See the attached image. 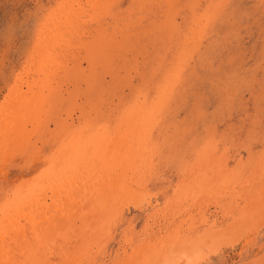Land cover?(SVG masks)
Returning a JSON list of instances; mask_svg holds the SVG:
<instances>
[{"label": "rangeland", "instance_id": "rangeland-1", "mask_svg": "<svg viewBox=\"0 0 264 264\" xmlns=\"http://www.w3.org/2000/svg\"><path fill=\"white\" fill-rule=\"evenodd\" d=\"M77 1L0 0V130L14 96L29 102L19 152L0 151L1 236L34 227L42 198L69 193L80 170L112 159L114 177L151 205H123L112 238L75 224L67 245L35 242L39 258L119 264L143 248L155 256L163 243L188 245L213 224L229 234L240 226L242 238L200 264H264V0H102L94 11ZM42 49L50 61L35 70ZM115 139L141 159L121 161ZM168 254L163 264H188Z\"/></svg>", "mask_w": 264, "mask_h": 264}, {"label": "bare ground", "instance_id": "bare-ground-1", "mask_svg": "<svg viewBox=\"0 0 264 264\" xmlns=\"http://www.w3.org/2000/svg\"><path fill=\"white\" fill-rule=\"evenodd\" d=\"M90 7H92V10H96L95 4H98L102 0H89ZM67 2V1H66ZM75 2H78L75 0ZM98 2V3H97ZM71 3V2H70ZM81 3V2H79ZM77 3V4H79ZM212 4V3H211ZM100 5V4H98ZM103 5V4H102ZM100 5V6H102ZM200 5V4H199ZM84 6V4H83ZM99 6V7H100ZM104 6V5H103ZM159 6V5H158ZM185 6V5H184ZM69 7V6H68ZM201 7V6H200ZM74 8V7H73ZM86 8V7H85ZM101 8V7H100ZM107 8V7H106ZM71 9V7H70ZM78 9V8H77ZM108 9V8H107ZM69 10V9H68ZM175 10V9H174ZM82 11H84L82 9ZM103 11V10H102ZM74 12V11H73ZM96 12V11H95ZM100 12V11H99ZM76 13V12H74ZM83 13V12H82ZM97 13V12H96ZM188 13V12H187ZM62 14V13H61ZM65 14V13H64ZM69 14V13H68ZM72 14V13H71ZM81 14V13H79ZM86 14V13H84ZM94 14V13H93ZM121 14V13H120ZM95 15V14H94ZM203 15V14H202ZM67 16V15H66ZM74 16V15H73ZM85 16V15H84ZM93 16V15H92ZM62 17V16H61ZM69 17V16H68ZM67 17V18H68ZM79 17V16H78ZM98 16H96L97 18ZM100 17V16H99ZM63 18V17H62ZM66 18V19H67ZM77 18V16H76ZM75 18V19H76ZM80 18V17H79ZM107 18V17H106ZM65 19V18H64ZM92 19V18H90ZM198 19V18H197ZM81 20V19H80ZM68 21V20H67ZM71 21V20H70ZM69 21V22H70ZM84 21V20H81ZM110 21V20H109ZM59 22V21H58ZM75 22V21H74ZM88 22V20H87ZM62 23V22H61ZM85 23V22H84ZM94 23V22H93ZM97 23V22H95ZM73 24V23H72ZM78 23H74V26H77ZM88 24H90L88 22ZM195 24V23H194ZM82 25V24H81ZM128 25V24H127ZM85 26V25H84ZM53 27V26H52ZM65 28V27H64ZM76 28V27H75ZM196 28V27H194ZM61 29V28H60ZM177 29V28H176ZM193 30V29H192ZM80 31V29H79ZM78 31V32H79ZM82 31V30H81ZM196 31V30H194ZM57 33V32H56ZM59 33V32H58ZM57 33V34H58ZM101 33V32H100ZM196 34V33H195ZM198 34V33H197ZM109 35V34H107ZM56 37V36H55ZM196 35H194V38ZM74 40V39H73ZM69 41V40H68ZM184 41V40H183ZM164 42V41H163ZM187 42V41H186ZM190 42V41H189ZM49 42H44V45H46ZM54 43V42H53ZM188 43V42H187ZM191 43V42H190ZM165 44V43H164ZM43 45V46H44ZM186 45V44H185ZM190 45V44H188ZM42 46V47H43ZM51 44L49 45V47ZM46 47V46H44ZM182 47V46H181ZM48 48V47H47ZM62 49V48H61ZM41 50V47H40ZM43 50V49H42ZM45 50V49H44ZM43 50V52L39 55L38 59H33V65L32 67L36 68H45L46 62L48 61V58H50V52L46 53ZM44 53V54H43ZM46 53V55H45ZM36 55V54H35ZM61 56V55H60ZM52 57V56H51ZM63 57V56H62ZM36 58V56H35ZM50 61V60H49ZM48 61V62H49ZM50 64V63H49ZM167 65V64H166ZM31 67V66H30ZM49 67V66H48ZM36 70V69H35ZM48 70V69H47ZM172 71V70H171ZM36 72V71H35ZM150 72V71H149ZM27 73V72H26ZM180 74V73H179ZM43 75V72H42ZM91 75V74H90ZM28 76V75H27ZM49 76V74H48ZM119 76V75H118ZM38 77V76H37ZM43 77V76H42ZM55 77V76H54ZM23 78V77H22ZM52 79V78H51ZM163 79V78H162ZM26 80V79H25ZM45 80V79H44ZM22 81V80H21ZM163 81V80H162ZM23 82V81H22ZM49 82V81H46ZM21 83V82H20ZM45 83V82H44ZM24 84V83H23ZM48 84V83H47ZM88 84V83H87ZM39 85V83H38ZM28 86V85H27ZM48 87V86H47ZM168 87V86H167ZM50 88V87H49ZM32 89V88H31ZM19 90V89H17ZM44 90V89H43ZM48 90V89H47ZM46 91V90H45ZM20 92V91H18ZM16 92V93H18ZM21 94V93H20ZM19 94V95H20ZM36 94V93H35ZM38 94V93H37ZM16 95V94H15ZM47 95V94H46ZM14 96V95H13ZM42 96V95H41ZM19 97V96H18ZM18 97L14 96L13 99L9 102L7 108L5 109V114H1L3 117V127L0 130V137H2L3 141H0V151L4 152L6 146L8 145H15L18 143H15L18 139L19 133H20V126L21 123H23L21 120H23L22 116L24 115L23 111H25V107L27 105L28 96L26 95L25 99L21 98L20 101L16 100ZM31 97V96H30ZM44 97V96H43ZM35 98V97H34ZM42 102V101H41ZM44 102V101H43ZM43 105V104H42ZM51 105V104H50ZM29 106V105H28ZM12 108L11 111H9V108ZM30 107V106H29ZM40 111V110H39ZM31 112V111H30ZM44 112V111H43ZM23 114V115H22ZM38 114V113H37ZM30 115V114H29ZM26 116V115H25ZM24 117V116H23ZM25 119V117H24ZM28 120V119H27ZM32 120V119H31ZM28 122V121H27ZM92 122V121H91ZM33 123V122H31ZM28 124V123H27ZM30 124V123H29ZM1 128V127H0ZM22 128V127H21ZM24 129V128H23ZM28 129V128H27ZM25 131V130H24ZM118 131V130H117ZM254 132V131H253ZM25 133V132H24ZM58 133V132H57ZM85 133V132H84ZM121 133V132H120ZM60 135V134H59ZM86 135V134H85ZM113 135V134H112ZM126 135V134H125ZM33 136V135H32ZM115 136V135H114ZM23 137V136H22ZM127 137V136H125ZM129 137V136H128ZM20 138V137H19ZM24 138V137H23ZM28 138V137H27ZM30 139V138H29ZM112 139V138H111ZM110 139V140H111ZM129 139V138H128ZM115 139L114 141H116ZM122 140V139H121ZM21 141V140H20ZM23 141V140H22ZM21 141V142H22ZM113 141V140H112ZM130 141V140H129ZM29 142V141H28ZM104 142V141H103ZM111 142V141H110ZM109 142V143H110ZM118 142V140H117ZM122 141H119L118 144H116L114 150H117L116 153H118L120 160H126L127 164L130 162L135 163L137 159L140 158V150L135 145L131 146L134 148L129 147L130 144L127 143L126 145L121 143ZM15 143V144H14ZM124 143V142H123ZM21 144V143H20ZM104 144V143H103ZM28 145V144H27ZM110 145V144H109ZM19 146V145H18ZM113 146V145H112ZM118 146V149H117ZM194 146V145H193ZM25 147L24 145L22 146ZM12 148V147H11ZM26 148V147H25ZM112 148V147H110ZM91 149V148H90ZM12 150V149H11ZM16 145H15V149ZM108 150V147L106 148ZM195 150V149H194ZM13 151V150H12ZM67 151V150H66ZM16 152V151H14ZM65 152V151H64ZM67 154V152H66ZM109 154V153H107ZM59 156V155H58ZM107 156V155H106ZM144 156V155H143ZM119 159V158H118ZM141 159V158H140ZM143 159V158H142ZM9 160V159H8ZM108 160V161H107ZM104 164L100 163L98 159H95V161L90 165L87 166L88 168L82 169L78 172L79 179L75 181L76 183L72 184V188L70 189L69 193H65L60 191H57L56 187L54 188L56 191L55 195L52 193L51 201H49L48 197L45 196L40 201V204L37 205L39 208H43L42 211L35 215L34 219L38 222H36L35 226L32 227L34 232L32 233V236L30 233H28L27 239L25 240V236L27 233L26 229L28 231H31V227H26L25 225L21 224H15L14 228L12 227V230H10L5 235L1 236L0 233V264H55L57 262L54 260V262L51 263V261L42 260L39 258L38 251L35 250V242L44 243L47 244V246L56 245L58 243L65 244L66 240L68 238H65L66 235L70 232L69 228H73V225L75 227V224L77 226L85 227L89 230H85L90 232L93 236L99 240V236L101 237L102 232L104 230L107 231V235L112 238L114 235L113 227L111 226L117 218L119 209L123 205L127 206L128 209H134L137 211H141L144 209L146 205H151V198L143 191L139 189H135L134 187H131L129 183L122 180V178L119 175H116L114 177V171L113 169H110L112 165V159H107ZM116 160V159H115ZM50 161V160H49ZM48 162V161H47ZM52 162V161H51ZM140 162V160H139ZM144 163V162H143ZM146 163V161H145ZM187 163V162H186ZM126 164V163H125ZM215 164V163H214ZM66 165V164H65ZM133 165V164H132ZM138 165V164H137ZM145 165V164H144ZM142 164V166H144ZM6 166V165H5ZM63 166V165H61ZM67 166V165H66ZM129 166V165H126ZM56 167V166H55ZM229 167V166H228ZM135 168V166H134ZM133 168V169H134ZM71 169V168H70ZM139 169V168H138ZM66 170V169H65ZM128 170V169H127ZM145 170V169H144ZM147 170V169H146ZM68 171V170H66ZM138 171V170H137ZM113 172V174H112ZM126 172V171H125ZM146 172V171H145ZM143 172V173H145ZM72 171L69 173L71 174ZM256 174V173H255ZM142 175V174H141ZM123 177V176H122ZM147 178V177H146ZM145 179V178H144ZM199 177L196 179L198 180ZM66 180V179H65ZM187 180V179H186ZM202 180V179H201ZM189 181V180H188ZM72 183V182H71ZM248 185V184H247ZM50 186V185H49ZM53 186V185H52ZM70 187V185L68 186ZM188 187V186H187ZM63 188V187H62ZM203 188V187H202ZM51 189V188H50ZM50 189L49 192L51 191ZM53 189V190H54ZM61 189V188H60ZM189 189V188H188ZM121 190L124 195L119 201V203H116L114 200V195ZM194 190V189H193ZM64 191V190H63ZM263 191V190H262ZM203 192V191H202ZM201 192V193H202ZM24 193V192H23ZM48 194V192L46 193ZM225 194V193H224ZM50 197V196H49ZM262 197L264 199V192L262 194ZM40 199V197H39ZM37 200V199H36ZM38 202V200H37ZM36 201L33 203H37ZM114 204H113V203ZM233 202V201H232ZM253 203V202H252ZM251 203V211L253 209V205ZM26 205V204H25ZM24 205V206H25ZM36 205V204H35ZM33 205V206H35ZM199 205V204H198ZM248 205V204H247ZM262 205V204H261ZM29 206V205H28ZM192 206V205H191ZM249 206V205H248ZM27 207H24V209ZM32 208V207H31ZM36 208V206H35ZM34 209V207H33ZM38 209V208H37ZM245 209V208H244ZM249 209V207H248ZM26 210V209H25ZM41 210V209H39ZM250 210V209H249ZM36 211V210H35ZM250 211V212H251ZM258 211V210H256ZM194 212V211H193ZM262 212V210H261ZM28 213V211H27ZM244 213V212H243ZM246 213V212H245ZM255 213V211L253 212ZM36 214V213H35ZM242 214V213H241ZM252 214V213H251ZM249 213L248 215L251 216ZM20 215V214H19ZM259 214L256 213V216ZM29 217V216H28ZM247 217V216H245ZM252 217V216H251ZM27 219V217H25ZM33 218V217H32ZM31 218V219H32ZM54 218V219H53ZM192 218V217H191ZM20 220H23L20 219ZM58 220L59 228L54 229L53 222ZM51 221V222H50ZM192 221L195 222L196 218L193 217ZM202 221L204 224H209L207 221L206 216L202 217ZM242 221V220H241ZM253 221V220H251ZM22 222V221H21ZM33 222V221H32ZM245 221H243L244 224ZM250 222V221H249ZM251 223V222H250ZM25 224V223H24ZM159 224V223H158ZM188 224V223H187ZM215 224V223H214ZM241 224V223H240ZM34 225V224H33ZM220 225V224H219ZM231 225V224H230ZM227 226V227H230ZM249 225V224H248ZM259 225V224H258ZM262 225V224H261ZM91 226V227H89ZM94 227H98L97 231H94V229H91ZM161 226V225H160ZM232 226V225H231ZM58 227V226H57ZM251 227V226H250ZM56 228V227H55ZM76 228V227H75ZM78 228V227H77ZM84 228V229H85ZM191 228V226H190ZM226 228V227H225ZM233 228V229H232ZM232 233L229 234L227 230L219 231L214 229L213 224L210 225L209 228H205L202 235L197 236L194 238L188 245L183 244H172L171 241L168 243H163L162 250L159 254L155 256H151L150 249L145 250L144 248L142 251H135V255L132 254V257H129L127 260L120 261L119 264H163V259L166 254H179L180 257L185 258L188 261V264H200L201 260L204 259L206 255H216L221 249H224L227 246L234 247L237 243L241 240V230H239L240 226L233 225L232 226ZM249 228V226H248ZM158 229V228H157ZM223 229V228H222ZM221 229V230H222ZM9 230V229H8ZM245 230V229H244ZM92 231V232H91ZM247 231V230H246ZM256 231V230H255ZM158 232V231H157ZM234 232V233H233ZM243 232V231H242ZM77 233V232H76ZM84 233V232H83ZM86 233V232H85ZM248 233V232H247ZM72 234V232L70 233ZM74 234V233H73ZM87 235V234H86ZM151 235V234H150ZM155 235V234H154ZM175 235V234H174ZM168 237V236H167ZM175 237V236H173ZM172 237V238H173ZM246 237V236H245ZM73 238V237H72ZM80 239V238H79ZM189 239V238H188ZM27 242H25V241ZM61 240V241H60ZM76 240V239H75ZM81 240V239H80ZM171 240V239H170ZM77 241V240H76ZM83 241V240H82ZM166 241V240H165ZM68 242V241H67ZM96 242V241H95ZM108 242V241H107ZM167 242V241H166ZM38 243V245H39ZM75 243V242H74ZM142 243V242H141ZM144 244V243H143ZM43 245V244H42ZM67 245V244H65ZM79 246V244H77ZM75 246V245H74ZM131 245L128 242L127 247L129 248ZM143 246V245H142ZM56 247V246H55ZM54 248V247H53ZM52 248V249H53ZM57 248V247H56ZM55 248V249H56ZM66 248V247H65ZM62 249V248H61ZM70 249V248H69ZM79 249V248H78ZM229 249V248H228ZM64 250V248H63ZM82 250V249H81ZM92 250V249H91ZM141 250V249H140ZM153 250V249H152ZM40 251V250H39ZM54 249L51 251L53 253ZM99 251V249H98ZM160 251V249H159ZM50 252V251H49ZM89 252V251H88ZM100 252V251H99ZM124 252V251H123ZM122 252V253H123ZM56 253V252H55ZM63 253V252H62ZM69 253V252H68ZM72 253V252H71ZM126 253V252H125ZM119 254V253H118ZM87 255V254H86ZM99 255V253H98ZM131 255V254H130ZM153 255V254H152ZM169 255V254H168ZM49 256V255H47ZM64 256V255H61ZM59 256V257H61ZM69 256V255H68ZM77 256H79L77 254ZM118 257V256H117ZM121 257V256H120ZM94 258V257H93ZM127 258V257H126ZM62 259V258H61ZM64 259V258H63ZM70 259V256L68 257V260ZM79 259V258H78ZM123 259V258H122ZM64 261V260H62ZM82 261V260H81ZM79 260V262H81ZM171 261V260H170ZM185 262V261H184ZM62 263V262H61ZM60 263V264H61ZM169 263V262H168ZM171 263V262H170ZM176 264V262H174ZM57 264V263H56Z\"/></svg>", "mask_w": 264, "mask_h": 264}]
</instances>
